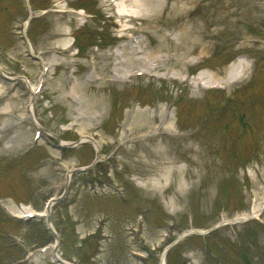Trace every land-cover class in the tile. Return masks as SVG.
<instances>
[{
    "label": "rangeland",
    "instance_id": "rangeland-1",
    "mask_svg": "<svg viewBox=\"0 0 264 264\" xmlns=\"http://www.w3.org/2000/svg\"><path fill=\"white\" fill-rule=\"evenodd\" d=\"M53 1L31 0L37 15L27 33L35 53L51 64L43 75L42 91L36 94L35 114L48 132L62 140L72 142L89 134L100 150L92 142L89 147L68 146L60 151L41 140L34 143L28 122H15L30 100L25 81L4 85L7 92L0 94V264H58L50 251L29 255L33 248L53 241L44 220L11 217L8 208L25 203L44 208L51 195L64 190L65 172L73 166L92 164L88 172L74 174V184L77 179L85 183L68 192V201L55 204L51 217L60 232L59 253L79 264H158L163 250L185 229L208 228L256 205L264 193V0L149 1L146 9L135 12L137 18L126 19L127 24L119 28L114 10L120 2L116 0H71L69 4L61 0L59 5L67 14L51 9L38 15ZM73 4L92 14L88 23L74 18ZM27 14L26 0H0V69L26 75L36 83L40 62L26 54L15 33L23 28ZM118 34H124L123 43L137 36L144 53L167 58L159 73L166 78L116 77L112 52L120 43ZM73 36L75 42L67 50L66 41ZM128 51L133 58L144 55ZM238 60L247 68L229 87L210 90L201 84L202 79L196 80L209 75L204 80L208 84V79L225 77L229 65ZM167 70L173 72L171 76ZM74 84L76 89H71ZM81 98L92 101L86 109L95 111V118L75 121L82 110ZM7 104L12 108L6 114L2 107ZM161 104L177 128L167 131L161 125L148 138L138 137L152 130L154 121L161 123ZM241 119L247 127L240 125ZM130 120L132 126L127 124ZM20 134L25 135L22 145L15 142L16 148L6 149L7 138ZM161 139L174 156L170 164L161 160L158 168V172L174 168L166 190L141 185L137 178L145 182L156 173L151 166L156 156L145 155L141 147L153 150ZM242 159L249 171L239 165ZM98 181L116 185L124 197L130 193L131 201L120 204L107 186L109 196L101 195L98 186L93 195L88 186ZM140 213H145V219L139 232L124 228L129 219L134 224ZM261 221L264 209L248 221L185 236L169 247V264H264ZM107 234L114 237L110 245L104 239ZM133 252L142 255L136 257Z\"/></svg>",
    "mask_w": 264,
    "mask_h": 264
},
{
    "label": "bare ground",
    "instance_id": "bare-ground-1",
    "mask_svg": "<svg viewBox=\"0 0 264 264\" xmlns=\"http://www.w3.org/2000/svg\"><path fill=\"white\" fill-rule=\"evenodd\" d=\"M149 1L151 2V3H157V2H159V0H140V2L143 4V5H147V3L146 2H148L149 3ZM150 10H159V8H156V9H153V8H150ZM127 49L128 48H122V50L120 51V52H118V54H121V56H123V55H125V53H126V55H127ZM148 56H149V60L148 61H152V62H156L157 60H159V59H155V57L153 56L152 57V55L150 54L149 55V53H148ZM142 58H144V56H142ZM139 59V58H138ZM142 61H143V59H142ZM134 61L132 60V62L129 60V58L127 57L126 59H124V62H123V60L122 59H120V61H118L117 62V64H119V66L118 67H120V65H122V67H124V68H127V67H132V66H136V64L137 65H139L140 63H138V62H134ZM151 62V63H152ZM136 63V64H135ZM157 64L158 65H161V63H160V61L159 62H157ZM224 79V78H223ZM92 101L89 99V98H87V102L85 103V104H83V107H89V106H91L92 105V103H91ZM85 113H87V112H85ZM81 114L82 115H85L83 112H81ZM164 114V113H163ZM162 114V115H163ZM168 126L170 127V126H172V123H169L168 124ZM18 141H21V138H19L18 139ZM151 185H155V182H152L151 183ZM162 264H164V263H162Z\"/></svg>",
    "mask_w": 264,
    "mask_h": 264
}]
</instances>
